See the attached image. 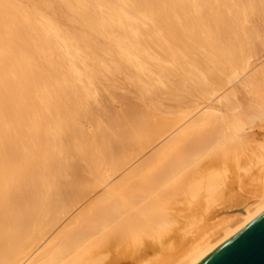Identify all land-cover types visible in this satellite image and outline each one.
<instances>
[{"label":"bare ground","instance_id":"6f19581e","mask_svg":"<svg viewBox=\"0 0 264 264\" xmlns=\"http://www.w3.org/2000/svg\"><path fill=\"white\" fill-rule=\"evenodd\" d=\"M263 115L264 0H0V264L142 262L165 238L114 248ZM257 176L192 192L194 227L144 264L209 254L264 210V153Z\"/></svg>","mask_w":264,"mask_h":264},{"label":"rangeland","instance_id":"374dc122","mask_svg":"<svg viewBox=\"0 0 264 264\" xmlns=\"http://www.w3.org/2000/svg\"><path fill=\"white\" fill-rule=\"evenodd\" d=\"M238 76L240 75L238 74ZM235 80L236 78L232 77L230 83L226 84L224 89L229 90L232 88L230 85H235ZM120 100V96H117L114 99H110L107 103L113 106L118 104ZM175 106L176 113H174L173 116L183 118L182 121H186L194 114L192 112L190 113V110L181 114L184 108L179 107V104L174 105V107ZM244 128V133L236 137L239 138L240 141L224 142L222 146H213L211 149L209 148L213 152L206 154V158L197 160V162L193 164H188L185 179L182 183L177 184V187L180 189L177 195L169 198L162 206L163 210L157 213L156 231L142 229L141 232L143 233L134 236L135 241L130 240L125 246L114 248V253H117V255L121 257L126 254H133L141 243L151 245L157 237L162 239L165 238L163 246L161 248L154 247L153 250L149 251L142 262L135 264L152 262L158 256L173 252L177 248V243L174 240H166V238L177 235V232L183 233L192 230L194 222L198 219V213L194 211L192 206L193 203L189 199V195L192 192L197 190L200 197H202L206 195L207 188H211L217 184L227 183L233 180L237 181L238 184L244 185L246 183H251V180L257 179L264 153V115L251 123H247ZM172 135L177 138L179 135L181 136L182 133L175 132ZM158 142L159 141L152 143L150 147L143 152L136 153L139 155L125 164L123 169L134 167L142 162L148 154L159 146ZM183 144H185V149H183L187 152H192L195 149H191L189 147L191 144L187 141L183 142ZM100 192L99 189H96L90 194L83 196L78 206L73 208L70 213L72 214L80 210L86 203L97 198ZM102 258L97 259L96 264H104L106 260Z\"/></svg>","mask_w":264,"mask_h":264},{"label":"water","instance_id":"95a60500","mask_svg":"<svg viewBox=\"0 0 264 264\" xmlns=\"http://www.w3.org/2000/svg\"><path fill=\"white\" fill-rule=\"evenodd\" d=\"M196 264H264V210Z\"/></svg>","mask_w":264,"mask_h":264}]
</instances>
